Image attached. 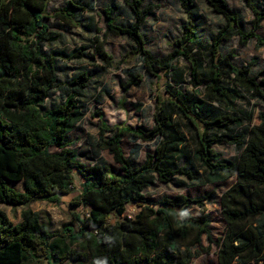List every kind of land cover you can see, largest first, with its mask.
<instances>
[{
  "label": "trees",
  "instance_id": "trees-1",
  "mask_svg": "<svg viewBox=\"0 0 264 264\" xmlns=\"http://www.w3.org/2000/svg\"><path fill=\"white\" fill-rule=\"evenodd\" d=\"M50 1L0 0V205L57 203L71 193L77 175L81 192L71 205L84 206L89 217L74 215L77 224L66 226L57 236L42 222L40 214L29 208L22 211V220L17 224L0 209V264H37L42 260L49 264H64L67 260L77 264H194L200 254L195 248L205 250L204 235L218 247V264H264V112L259 113V124L246 132L213 134L214 130L241 127L245 119L206 109L207 100L232 108L243 94L264 104V69L253 75L250 66L232 63L233 51L220 53L221 45L233 36L239 37L241 46L250 40L264 46V37L258 34L264 22V0H244L254 16L249 30L244 29L242 16L233 13L225 0H207L226 20L211 40L208 63L191 49L199 42L194 0H183L189 21L183 25L174 50L162 58L152 55L142 34L146 20L154 13L153 6L143 7L144 0H126L134 22L128 26L116 23L115 7L105 11L107 32L134 43L132 55L141 59L149 77L169 76L174 62L183 58L190 65V85L194 89L202 87L206 97H187L167 83L169 98L165 102L157 100L151 129L110 127L103 112L97 111L98 147L113 157L116 170L105 162L84 164L69 139L85 117L82 90L88 88L91 72L66 82L70 92L59 105H46L61 85L59 61L88 56L84 48L70 54L53 49L60 36L47 23ZM83 9L69 4L59 17L71 23L76 11ZM94 54L111 65L112 57L98 40ZM226 75L229 85L224 83ZM143 78L141 74H130L127 86H140ZM174 116L187 120L195 129L197 149L193 154L211 182L236 176L235 184L221 197L227 228L220 240L213 241L207 216L195 218L185 213L200 200L176 196L153 204L145 197L153 176L162 184H170L176 176L196 178L193 171L178 165L185 139L174 124ZM125 138L156 141L155 150L136 166L123 152ZM223 143L241 149L237 162L214 150L215 145ZM16 184H22V191L11 186ZM131 203L141 207L133 218L126 215ZM113 216L117 221L109 224ZM66 241L69 245L83 242L86 250L75 252Z\"/></svg>",
  "mask_w": 264,
  "mask_h": 264
},
{
  "label": "rangeland",
  "instance_id": "rangeland-1",
  "mask_svg": "<svg viewBox=\"0 0 264 264\" xmlns=\"http://www.w3.org/2000/svg\"><path fill=\"white\" fill-rule=\"evenodd\" d=\"M132 1V0H129ZM233 13L240 14L243 18L245 30L251 28L254 16L246 6L244 0H225ZM258 3L259 0H254ZM183 0H144L143 7L153 6L154 13L146 20L142 34L146 41L147 49L155 58H162L170 54L175 48V41L182 36L183 25L189 21ZM195 14L197 18L198 43L193 46L192 52L201 60L208 63L209 45L218 30L226 24L221 15L214 12L207 0H194ZM69 4L83 7L77 10L75 19L71 23L63 21L59 14ZM115 7V8H114ZM114 8L113 18L122 26L131 25L133 15L126 0H51L48 5L47 23L51 31L59 34V39L53 43L54 50L70 54L77 48H84L88 54L85 58L59 61L58 75L60 88L46 100L48 107L59 105L63 97L70 92L66 82L72 80L83 72H91V79L87 89L82 90L81 101L84 104L85 117L70 134L72 147L79 153L81 161L90 166L105 162L115 170L118 165L113 157L98 147L100 118L95 115L97 111L104 114V121L110 127L132 126L151 129L154 125V114L157 100L167 101L166 85L169 83L174 89L180 90L187 97L199 95L206 99L203 88L194 89L190 85V65L183 58L174 62V69L169 76L164 74L158 78L149 77L144 70L140 58L133 56L134 43L123 36H116L107 32L106 10ZM258 34L264 37V22ZM103 43L105 51L112 57L111 65H107L94 54L95 41ZM234 53L232 63L237 67L250 66L253 75H257L264 69V46H260L256 40H250L246 46L239 44V37L233 36L221 45L220 53L227 55ZM130 74L144 76L140 86L128 87ZM229 77H224V83L229 85ZM207 110L217 115H235L243 117L245 122L241 127L231 126L230 130H214L213 134L246 132L250 126L259 124V113L264 112V104L250 99L248 94L238 100L232 108L207 100ZM251 116V118H250ZM174 124L179 134L185 139L183 152L178 160V165L193 171L195 179L190 180L184 176H176L170 184H162L156 177L151 178L145 197L149 203H157L162 198L186 196L200 200L192 204L185 213L198 218L207 216L209 231L213 241L220 240L226 232V223L222 213L221 197L236 182V176L222 177L217 182H211L200 163L194 157L197 149L195 129L179 116L173 117ZM156 141L151 143L135 141L125 138L122 141V149L126 157L131 158L136 166L143 164L148 153H153ZM53 148L52 151H56ZM214 150L223 158L237 162L241 149L230 144L215 145ZM81 180L75 175L71 193L63 196L59 202L40 201L33 204L18 207L0 205V209L7 213L13 224L21 222V213L29 208L41 216L42 222L47 224L50 231L59 236L66 226L77 224L74 215L81 218L89 217V211L84 206H72L71 201L80 195ZM16 190L22 191V184L11 185ZM141 210L137 203H131L127 207V217L133 218ZM116 217L109 218V224H114ZM75 252L86 250L85 244L69 245ZM204 251L195 248L200 254L193 260L194 264H218V247L209 243L206 235L202 238ZM37 264H49L42 260ZM64 264H77L67 260ZM254 264V263H252Z\"/></svg>",
  "mask_w": 264,
  "mask_h": 264
},
{
  "label": "crops",
  "instance_id": "crops-1",
  "mask_svg": "<svg viewBox=\"0 0 264 264\" xmlns=\"http://www.w3.org/2000/svg\"><path fill=\"white\" fill-rule=\"evenodd\" d=\"M36 203V202H35ZM33 204V203H32ZM27 207V206H26Z\"/></svg>",
  "mask_w": 264,
  "mask_h": 264
}]
</instances>
